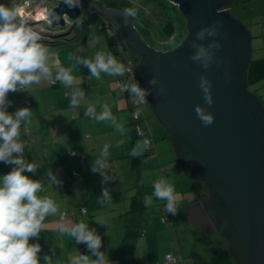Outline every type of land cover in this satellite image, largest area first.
Instances as JSON below:
<instances>
[{
    "label": "crops",
    "instance_id": "0c3cea01",
    "mask_svg": "<svg viewBox=\"0 0 264 264\" xmlns=\"http://www.w3.org/2000/svg\"><path fill=\"white\" fill-rule=\"evenodd\" d=\"M23 1L25 0H14L8 7L13 8L16 3L21 4ZM246 4L252 5L251 12L244 8ZM230 9L241 18L238 19L239 21L243 24V21L246 22L244 26L251 34L247 85L254 87L255 95L257 94L256 96L261 100L259 95H264V41H254V39L264 37V0H233ZM28 24L31 23L28 22ZM91 29L92 24L88 27L85 25L84 28L81 27L76 31L69 30L68 33L64 31L57 41H54L57 39L55 36L49 38L53 40L42 41V43L54 41L53 44H45L52 54L50 65L53 75L59 67L72 68V74L76 77L73 87H80L85 92V99L79 107L75 109L70 107L71 93H68L67 88L59 81L51 86L49 81L42 80L27 89L9 92L6 98L8 104L6 111L9 114H14L25 107L32 112V116L21 125L20 140L25 143L23 158L29 163H38L40 167L35 174L26 172L24 175L30 179L42 181L44 191L39 195L52 198L58 206V213L46 218L39 238L29 241V243H39L41 246V252L38 253L40 264H44L45 255L52 258V264H70L71 259L78 253L96 259L85 244H77L74 238L60 231L61 222L66 226L84 222L90 229L94 228L102 239L100 251L105 253L110 264H164L168 254L174 255L176 264H236L232 256L227 254V243L224 239L218 240L216 247L214 241L209 238L211 235H206L199 228H194L187 219L184 223L177 217L183 210L182 202L192 199L189 195L192 191L189 189L178 191L180 211L174 220L171 215L172 222L169 225H161L159 214L156 221L145 223V220L141 224L144 233L139 243L133 239L126 240L122 231L128 224V211L133 202L132 198L146 194L144 190L137 189L139 183L143 185L141 172L144 171V174L147 172L145 177L151 178L152 182L165 178L166 175L168 177L165 179L169 181L170 173L177 174L176 169L182 167L176 160L174 152L173 162L175 163L172 166L170 165L172 162L167 163L159 159L158 147L164 148L156 136L160 135L159 139L166 140L165 134L161 127L158 129L156 125L152 129L148 124L144 111L146 106H144L141 118L151 129L153 151L158 157L147 156L144 160L141 157L139 169L133 170L131 153L136 148L139 138L135 135L131 118L133 97L117 87L118 81L123 84L128 83V76L126 74L110 76L101 73L99 80L90 78L89 70L82 65H76L73 59L77 56L93 59L98 51H103L111 53L117 61L124 63L126 55L118 51L112 53L109 48H101L99 39L92 43ZM105 40L107 41V38ZM88 41L91 42L90 48L95 49L84 47ZM75 48L81 50L78 55H73ZM89 104L96 105L97 113L102 110L103 104H108L116 122L123 126V133L117 131L109 121H97L92 117H85L84 113ZM105 144L109 146L106 163L110 165V168L109 171H104L110 179L102 182L103 177L99 172H93L92 166L97 159L102 158ZM142 154L146 155L145 150ZM79 155H83V158L80 159ZM13 167L0 162V177L8 174ZM181 170L182 173L178 174L181 178L180 184H194L186 172ZM49 171L57 178L58 184L50 183L47 175ZM105 188L108 189L112 200L100 204L97 198L101 197ZM149 191L152 192L149 195L153 194V190ZM195 191L198 194L197 190ZM80 208H84L86 213L81 214ZM184 209L186 210V206ZM62 214L65 216L62 217ZM170 228V231L167 230ZM178 231L183 232L185 241L182 243V240L180 242L176 238L175 247L170 233L176 236ZM209 245H213L212 248L216 249L213 254ZM182 246H184L183 249ZM136 248H143L141 250L145 252L144 258L135 257Z\"/></svg>",
    "mask_w": 264,
    "mask_h": 264
},
{
    "label": "water",
    "instance_id": "95a60500",
    "mask_svg": "<svg viewBox=\"0 0 264 264\" xmlns=\"http://www.w3.org/2000/svg\"><path fill=\"white\" fill-rule=\"evenodd\" d=\"M166 1L185 24L183 39L166 51L148 45L123 12L93 8L118 31L127 52L139 59L142 86L151 88L147 106L166 130L176 160L205 184L207 194L195 193L196 199L186 204L185 218L206 235L224 239L236 264H264V104L247 85L251 34L231 14L233 0ZM81 12L80 6L69 8L63 0L50 4L48 28L65 27L64 15L78 21ZM217 21L221 26L215 39L222 47L205 70L190 59L195 51L190 45L196 32ZM212 39L196 42L207 45ZM202 75L212 84L210 107L198 87ZM152 78L156 86L148 84ZM197 105L214 116L212 125H202Z\"/></svg>",
    "mask_w": 264,
    "mask_h": 264
},
{
    "label": "clouds",
    "instance_id": "9594fccd",
    "mask_svg": "<svg viewBox=\"0 0 264 264\" xmlns=\"http://www.w3.org/2000/svg\"><path fill=\"white\" fill-rule=\"evenodd\" d=\"M63 3L69 8H73L79 7L81 0H63ZM41 4L48 5L45 2ZM175 6L179 7V4ZM80 8L81 14L83 11L85 12V7ZM95 12L98 18L100 13ZM123 14L134 17L136 9L127 8ZM101 16L103 15L101 14ZM45 18L48 21L47 16ZM54 18L58 19V17ZM64 20L66 25L69 24L67 17ZM98 20L100 19L98 18ZM38 21L32 19L25 21L19 17L17 9L0 4V162L14 166L8 174L0 177V264H40L38 253L41 252V246L39 243H29V241L38 239L40 232L44 229L46 218L58 213V206L52 198L39 195L44 191L43 182L24 175L26 172L35 174L37 168L40 167L38 163H29L23 158L24 144L20 140L21 125L32 116L31 110L25 107L17 110L14 114H9L6 111L8 107L6 98L9 92L27 89L42 80L54 82L50 65L52 54L42 41L53 40L49 38L54 36L61 38L65 27L59 29V32H62L60 34L57 33L56 28H48L49 21L48 23L44 19ZM220 26L221 22L217 21L208 27L201 28L196 32L195 39L190 45L195 50L190 59L199 63L205 70L216 62V50L222 47L215 39L220 35L218 31ZM41 33H46V35ZM207 38H213L207 45L196 42L204 41ZM122 47L124 51L122 54L132 58L123 45ZM73 59L76 65H82L89 70L90 78L94 77L97 80L100 79L101 73L110 76H123L126 72L132 71L108 52L98 51L93 59L78 56ZM225 78L229 79L228 73H225ZM55 80H58L65 88L72 89L70 107L73 109L79 107L85 99V92L80 87H73L76 77L72 74V68L59 67L55 74ZM148 84L156 86L157 80L152 78ZM198 87L203 92L205 105L210 107L213 103L210 91L211 81L202 75L198 81ZM122 89L133 97L134 104L148 103L146 97L151 94V88H141L132 77L128 83L122 85ZM101 108L102 110L97 113L96 105L89 104L84 115L97 121H109L117 131L123 133L124 128L116 122L109 105L103 104ZM141 111L142 109L138 108L132 114L133 119H138ZM195 113L204 127L213 124L214 116L207 111L206 107L197 105ZM150 144V140L144 139L142 143L137 144L131 155L136 157L142 154ZM108 148L109 146L105 144L101 154L102 158L97 159L92 166V171L99 172L103 177L102 182H107L110 179L104 171L108 166L110 167L106 163ZM47 175L51 184L59 183L50 171ZM153 187V194L145 198L146 202L150 204L153 197L166 201L165 212L173 216L177 215L180 211L179 196L173 185L167 179L160 178L154 182ZM97 199L100 204L112 200L107 188L103 189L101 197ZM59 227L62 233L74 238L77 244H85L92 256L96 257V259H92L89 255L78 253L71 259L70 264H110L105 253L100 251L102 239L94 228L90 229L89 225L84 222L72 223L70 226L61 222ZM43 260L44 264H52L50 256L45 255Z\"/></svg>",
    "mask_w": 264,
    "mask_h": 264
},
{
    "label": "rangeland",
    "instance_id": "374dc122",
    "mask_svg": "<svg viewBox=\"0 0 264 264\" xmlns=\"http://www.w3.org/2000/svg\"><path fill=\"white\" fill-rule=\"evenodd\" d=\"M13 1L14 0H0V4L4 3L5 6H8V5H11L13 3ZM20 1H22V0H20ZM27 1L31 2L32 4L35 2V5H37L36 3H38V2L39 3H41V2L48 3V1H45V0H27ZM128 1H131L132 2L131 7L136 9V15L135 16H137V17L140 16L139 17L140 20H143V21L147 22V24L149 25L148 30H147L149 36H146L147 34L143 30V28H142L143 27L142 23L139 20L136 21V22H134L135 28L137 29V31L139 32V34L141 36H143L144 40L147 42L148 45H150L153 48H156L158 50H161V51H166V50H169L170 49V48H167V46H161L160 45V42H161L160 41V37H162V32L161 31H163V26L168 21L173 22L174 23V26L173 27H175V31H174V40L175 41L173 43H171V44H173V46L171 48H173L174 46H176L183 39V37L185 36V24H184V20H183L181 14L178 13L176 7H174L170 3H168V4L166 3V6L164 7V9H161L160 10V9H158V6L156 4L150 3V2L147 3V2H144V0H128ZM57 2H58V0L56 2H54V3H52V4H56ZM96 2H102V0H94V2L92 3V5H96ZM16 4H20V3H16ZM16 4L14 5L13 8L16 7ZM103 4H105V2H103ZM244 8H246L247 10L249 9L250 12L252 11V9H251L252 8V5L246 4V5H244ZM100 9H106V8L102 7ZM37 11L39 12V9ZM230 11H231V9H230ZM82 14H83V17L81 19H79L78 21H72V20L69 19V24H67L65 26V28H64L65 31H67L65 33H68V31L71 29L72 26H74L72 29L76 31V30H78L79 28H81V27H83L85 25L92 24V29H91L92 33L90 34V40L92 41V43H94V41L96 39H99V46L101 48L102 47L103 48H106V49L109 48V51H111V49L113 48V46H111V44H110V42H109L108 39H107V41L105 40L107 37H106L104 31L101 30V24H100L99 20L98 19H93V17H91V15L88 14L87 12H84L83 11ZM231 14L236 19H241L238 16H236L234 13H232V11H231ZM254 19H256V17ZM243 22L246 25V22L245 21H243ZM43 25L46 26L45 23H43ZM59 29H60L59 27H57L55 29L57 31V33L60 31ZM59 33L62 34V32H59ZM58 39L59 38L55 39L54 41H57ZM72 39L73 38H71V40ZM255 40L256 41L263 42L264 41V37L263 38L254 39V41ZM90 44H91V42L88 41L87 44H85L84 47L90 48ZM90 49L93 50L95 48H90ZM80 51L81 50L75 48L73 50V55H78L80 53ZM135 59H136V62L138 63L139 59L137 57ZM128 81H130L129 78H128ZM248 88H249L248 90L251 93L255 94L254 91H253L254 90V87L252 85L249 86ZM259 96H261V100H262V102L264 104V95L263 96L262 95H259ZM144 111L146 113V118H147L148 124L152 127V129H154V127L156 125H157V127H159L158 129H160L159 124L157 123V121L155 120V118L153 117V115L151 114L148 106L145 107ZM141 120H142V118H141ZM156 137H157L158 141L161 142L163 148L165 149V151H164V149H161L160 147H158L159 159L161 161L167 162V163H171L172 162L170 165L171 166L174 165L175 162H173V150H172L170 144L168 143L167 140H162L161 138L159 139L160 135H158ZM137 140H138V143H142V141L140 140V138H138ZM177 169H176L177 174L170 173V175H169V182L173 185V187L175 188L176 192L181 191V190L186 191L187 188L185 186H182L181 187V185H182V184H180V179L181 178L178 176V174L182 173V170L180 168H177ZM183 170L192 179V181H199L197 178H193V175H192V173L190 172L189 169L183 168ZM141 173H142V178H143L142 180H143V182L145 184L144 191H145L146 194H148V196H152V194L149 195V193H152L151 191H149L150 189L154 191V189H153V186L154 185H151L152 184L151 183L152 182V179L151 178H148V177H145L147 175V172L145 174H144V171L141 172ZM167 177H168V175L165 176V178H167ZM199 183H201V181H199ZM197 185L198 186L199 185H202L204 187V185L202 183L201 184H197ZM204 192H205V190L202 191L201 193L203 194ZM190 193L191 194H189V195H190V197L192 199L189 200L188 202L186 200H184L182 202L183 205H184L183 210L181 212V215H179V216L177 215V217L180 218L181 221H183L184 223H185V221H187L186 218H185V214H184L185 213V209L184 208H185V206H186L187 203H190L192 200H195L196 199L195 193H193V192H190ZM153 199H154V197H153ZM152 202H154V203H152V206H151V203L150 204L148 203V207L146 208V210L144 211V215L142 216L143 219H146V222L145 223L151 222V221H156L158 219L157 218V215L160 214V205H158L159 202H156L154 200ZM152 208H154V209H152ZM175 217H176V215L175 216L172 215L173 220H174ZM167 230L170 231L171 228L170 229H167ZM126 231L127 230H124L122 232L125 233ZM170 235H171V238L173 239V245L175 247H176V241H175L176 238L180 242L182 240V243H183V241H185V238L183 237V232H181V231H178L177 234H176V236H175V234H172V233H170ZM141 238L142 237L139 236L136 239V242L139 243V239H141ZM209 238L212 239L211 241H214V245L216 247L218 245L217 244V241L218 240L219 241H222V239L219 236H217V235H211V236H209ZM212 246L213 245H209V249H210V251H212V254H213L214 253V250H216V249L215 248H212ZM183 247L184 246H182V249H183ZM136 249H137V252H136L135 257H137V258H144L145 252L144 251L142 252L143 248H136ZM166 249L167 250L169 249L168 245L166 246ZM227 254H228V251H227Z\"/></svg>",
    "mask_w": 264,
    "mask_h": 264
},
{
    "label": "trees",
    "instance_id": "16d2710c",
    "mask_svg": "<svg viewBox=\"0 0 264 264\" xmlns=\"http://www.w3.org/2000/svg\"><path fill=\"white\" fill-rule=\"evenodd\" d=\"M103 2H105V4H103ZM144 2L154 3V4H156L158 6V9H160V10L164 9V7L166 6V3L168 4V2L166 0H144ZM131 4H132V2L128 1V0H102V2H96V5L98 7H100V8H102V7H104V8H116L117 10H119V11H121L123 13H124L125 9L132 8ZM85 12L90 14L91 17H93V19H98L97 18V14H96V12H95V10L93 9L92 6H85ZM127 17L133 23L139 20L142 23V25H143V27H142L143 30L147 34L146 36H149L148 32H147L149 25L147 24V22H145L143 20H140V18H139L140 16L139 17H137V16H134V17L133 16H127ZM99 22L101 24V30L104 31L103 23L100 20H99ZM86 26H90V24L86 25ZM173 26H174V23L171 22V21H168L167 23L164 24L163 31H161L162 32V37H160V41H161L160 45L161 46H167V48H170V49L173 46V44H171V43H173L175 41L174 40L175 27H173ZM83 28H84V26H83ZM106 37H107V39L110 42V37H108L107 35H106ZM142 38H143V36H142ZM53 42L44 43V44H46V45L47 44H53ZM110 44H111V42H110ZM112 45L113 44H111V46ZM117 51L118 50L115 47H113L111 49L112 53H114V52L116 53ZM132 59L134 60L136 66H137L139 79H140V81L142 83V79H141V76H140V70H139V67H138L139 65L136 62L135 57L132 56ZM145 106H147V104ZM145 125H148V124L145 123ZM145 125H143V126H145ZM162 130L164 131V134H165L164 138L170 144V141H169L168 134H167L166 130H164L163 128H162ZM134 132H135V130H134ZM135 135H136V133H135ZM150 135H151V129H150ZM170 146H171V144H170ZM145 152H146V155L140 154V155H138L136 157H132L131 163H132L133 170H138L139 169V161H140L141 157L144 159L147 156H149V157L152 156V155L155 156V152L153 151V139H152V146H150L148 149H145ZM178 163L182 167L181 169H183V168L187 169V167H185V165L182 164L180 161H178ZM193 178H194V176H193ZM198 179H199V181H201V183L204 185V187L202 185H199V186L197 185V184H201V183H199V181H193L194 184H190V185L189 184L185 185V183H184V184L181 185V187L182 186H185L186 188L188 187L187 190L189 189L193 193H196L195 190H197V193H198L197 195H199V194H201L200 191L201 192L204 191V190L206 191V187H205V184L202 182V180L199 177H198ZM185 181H186V179L184 180V182ZM151 183H152L151 185H154V182H151ZM141 185H142L141 183L138 184V188H137L138 191L144 190V187H145L144 182H143V185H142L143 188L141 187ZM153 189H154V187H153ZM176 193H178V192H176ZM147 196H148V194H144V196H142V197L141 196L139 197V195H138V196L132 198L133 202L131 204L130 210L128 211L129 212V220H128V224H126V227H125L126 228L125 230H127V231L125 233L123 232V235L125 236L126 240L127 239L136 240L139 236L140 237L142 236V232L144 231V229H143V225H141V224L146 220V219H143L142 216L144 215V211L148 207V203L146 202V199H145ZM153 200L154 201L157 200V202H159V204L158 203L157 204L160 205L159 219L165 215V216H167V218L169 220L168 224H163V223H161V224L162 225H169L172 222V220H171V214L166 213L165 210H164L166 201L158 200V199H152V201ZM152 203H154V202H151V206H152ZM152 209H154V208H152ZM172 256L174 257V255H172Z\"/></svg>",
    "mask_w": 264,
    "mask_h": 264
},
{
    "label": "built area",
    "instance_id": "2783aa9c",
    "mask_svg": "<svg viewBox=\"0 0 264 264\" xmlns=\"http://www.w3.org/2000/svg\"><path fill=\"white\" fill-rule=\"evenodd\" d=\"M45 1H48V5H50L49 3L56 2L57 0H45ZM58 1H60V0H58ZM93 2H94V0H81L80 7H85V6H89V5L91 6ZM41 3H44V2H41ZM48 5L37 4V5L32 6L31 2L25 0L21 4H16L15 9L18 10L19 17L24 19L25 21H28L31 19L34 21H38V18L35 17L37 15V10L39 9L42 13L45 14V17H46L47 16L46 11H47ZM28 7H30V9H27ZM63 17L66 19V16H63ZM98 18L103 23L104 32L108 37H110V42L114 45V47L120 53H124L122 44H121L120 39H119L118 31L116 29H114L111 26V24L109 23V21L106 18H104L103 16H101V14H98ZM44 20L46 21V18ZM38 22H40V21H38ZM46 22L48 23V21H46ZM124 64L126 65V67H128L132 70L130 72L125 73L128 76V78L131 80V77H132L135 81H137L139 83V86L141 88H143L142 83L139 79L138 69H137L133 59L131 57L125 56ZM53 80H54V82H51V83L49 82L51 86H54L58 83V80H55V75H53ZM122 85H123V82H121V81L117 82V87L121 91H123ZM66 91L68 93H71L72 89L67 88ZM145 105L146 104L138 105V104L133 103L132 111H131V118H132V121L134 123V130H135L137 137L141 138L142 141L144 139H148L151 141V144H152V138L150 136V127L148 125H145V123L141 120V114H140L138 119H133V116H132V114L138 108L142 109ZM141 113H142V111H141ZM143 125H145V126H143ZM22 143L24 144V150H25V143L24 142H22ZM151 144H150V146H151ZM150 146H148L146 149H148ZM23 154H24V152H23ZM14 155H16V154H14ZM78 157L80 159H82L83 155H79ZM109 168L110 167L108 166L106 170L109 171ZM80 212H81V214H85L86 210L84 208H81ZM61 216L64 217L65 214H62ZM160 221L163 224H168L169 220H168L167 216L164 215L163 217L160 218ZM164 264H176V259L171 254H168V255H166Z\"/></svg>",
    "mask_w": 264,
    "mask_h": 264
},
{
    "label": "bare ground",
    "instance_id": "6f19581e",
    "mask_svg": "<svg viewBox=\"0 0 264 264\" xmlns=\"http://www.w3.org/2000/svg\"><path fill=\"white\" fill-rule=\"evenodd\" d=\"M36 17L38 18L39 21H42L43 19H45V14L42 13V12L39 10V12L37 11V15H36ZM38 25H40V24H38Z\"/></svg>",
    "mask_w": 264,
    "mask_h": 264
},
{
    "label": "flooded vegetation",
    "instance_id": "af4514ba",
    "mask_svg": "<svg viewBox=\"0 0 264 264\" xmlns=\"http://www.w3.org/2000/svg\"><path fill=\"white\" fill-rule=\"evenodd\" d=\"M199 180V179H198ZM207 194V192L205 191L202 195H206ZM204 198V197H203Z\"/></svg>",
    "mask_w": 264,
    "mask_h": 264
}]
</instances>
